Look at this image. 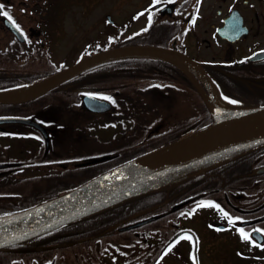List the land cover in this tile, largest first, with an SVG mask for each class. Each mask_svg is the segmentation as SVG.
<instances>
[{
	"label": "flooded vegetation",
	"instance_id": "obj_1",
	"mask_svg": "<svg viewBox=\"0 0 264 264\" xmlns=\"http://www.w3.org/2000/svg\"><path fill=\"white\" fill-rule=\"evenodd\" d=\"M0 5L23 36L19 40L12 21L0 15V58L17 41L20 53L36 46L38 59H44L43 48L56 57L57 37H67L72 27L74 44L81 46H74L79 55L74 61L119 45L164 50L89 64L78 77L49 89L31 110L52 141L47 148L35 127L38 141L6 142L22 128L1 124L0 163H8L2 168L9 173L0 168V179L54 178L66 166L80 173L83 163L95 157L92 152L104 149L100 154L109 155V109L92 110L84 98L109 97V70L115 68L130 79L124 91L131 99L165 98L189 107L194 92L201 96L181 64L192 73L202 72L203 88L224 105H264V0H0ZM70 6L81 10L67 15ZM105 7L109 12H102ZM133 57L140 61H124ZM62 62L52 64L59 68ZM214 156L168 175V190L152 205L109 207L107 221L62 222L57 241L36 245L30 239L24 255L16 245L1 246L0 264H194L193 258L195 264H264V142ZM201 203L220 208L198 207ZM150 216L155 219L138 223ZM238 229L250 239L242 240Z\"/></svg>",
	"mask_w": 264,
	"mask_h": 264
},
{
	"label": "trees",
	"instance_id": "obj_2",
	"mask_svg": "<svg viewBox=\"0 0 264 264\" xmlns=\"http://www.w3.org/2000/svg\"><path fill=\"white\" fill-rule=\"evenodd\" d=\"M21 47L16 50L21 52ZM36 51L19 53L8 58H0V92L33 85L45 75L55 71L43 68H37L41 60ZM127 61L139 62L138 58L128 59ZM122 69L109 70V97L112 107L109 110V153H115V156L109 159V165L100 163L93 165L92 170H85L76 175L73 168H67L61 172L60 176L47 177L43 179L18 178L16 180L0 179V216L7 215L29 206H32L43 200L52 198L75 186L83 183L89 178L97 175L101 171L127 161L137 155L145 153L153 148L176 140L186 132L196 131L213 121L209 111L206 109L203 101L196 92L188 102L191 110L188 115H179V109L186 113V102L167 101L165 98L159 101L150 99L136 100L126 96L124 91L125 84L130 81ZM133 82V81H132ZM125 92V93H124ZM42 96L34 100L41 99ZM33 101V100H32ZM31 102V101H30ZM26 103L6 104V105H28ZM231 103V102H230ZM232 104H252V102H241ZM3 105V104H2ZM179 105V106H178ZM178 106V107H177ZM36 119L39 117L35 116ZM40 119V118H39ZM23 125L24 124H20ZM70 126H73L71 121ZM27 135L20 133L18 136ZM52 143V142H51ZM104 149H98V152H104ZM85 168V167H83ZM169 178H161L143 186L139 193L131 194L129 197L108 203L95 210L84 213L93 215V217L82 218L75 216L69 219V222L75 221H107L106 215L109 207L126 204H138L148 207L152 205L160 195H164L168 190ZM131 198V201L128 200ZM128 202V203H127ZM60 227L53 226L46 230L39 231L32 235L23 237L14 245L22 248L18 251L20 254H26V241L36 240V245L44 244L47 240L53 242L59 239L58 232ZM47 231H51L47 233ZM41 254L43 251L38 249Z\"/></svg>",
	"mask_w": 264,
	"mask_h": 264
},
{
	"label": "water",
	"instance_id": "obj_3",
	"mask_svg": "<svg viewBox=\"0 0 264 264\" xmlns=\"http://www.w3.org/2000/svg\"><path fill=\"white\" fill-rule=\"evenodd\" d=\"M17 34L20 35L18 31ZM140 49V47L119 46L117 48L91 54L87 58L55 72L30 88L25 89L21 95L7 96L4 93H0V103H18L30 100L75 74L88 63L101 60L111 55L128 51H139ZM160 50L161 49L151 48L150 51L161 52ZM181 69L186 73L189 80L201 94L214 120L219 117L224 121L222 126L216 129H211L213 124L202 127L196 130V132L188 133L176 139V141H172L137 157L135 156V158L101 173L95 176V178L93 177L85 183L75 187V189L73 188L55 198L38 203L11 215L1 217L0 245L27 236L77 214L87 208V206L83 205L89 200L105 195L114 187L124 185V183L133 179L136 175H140L155 167L163 158L211 149L215 151L225 150L226 148L240 146L248 141L256 143L264 140V106L257 108H225L220 106V108H217L212 101H210L211 99L206 95L205 90H203L199 82L196 81V78L182 66ZM90 98L92 99L91 103L103 104L104 106L101 107L102 110L107 109L108 106L110 108L111 106L110 103L108 105V103L103 100L93 97ZM2 121L23 122L40 127V125L33 120L24 117L0 118V122ZM44 140H46L47 144L49 139H47L46 136ZM106 158H108L106 155L97 157L93 162L102 161ZM3 165L4 164H0V166ZM137 186L138 185L135 184L126 188V190H133L137 188ZM152 219H154V217H148L141 222H148Z\"/></svg>",
	"mask_w": 264,
	"mask_h": 264
},
{
	"label": "bare ground",
	"instance_id": "obj_4",
	"mask_svg": "<svg viewBox=\"0 0 264 264\" xmlns=\"http://www.w3.org/2000/svg\"><path fill=\"white\" fill-rule=\"evenodd\" d=\"M22 93H23L22 91H14V92L6 93L5 95L17 96V95H21ZM212 100H213V104L217 108H220V105H218V103H216V101L214 100L213 97H212ZM223 123H224V121L221 118L217 117L215 119L213 125L211 126V129H216V128L222 126ZM252 143H253V141H248V142H245L244 144H241V145L246 146V145H251ZM214 151L215 150L211 149V150L201 151V152H197V153H189L186 155H176V156H170V157L163 158L158 162V164L155 167L141 173L140 175H136V177L127 181L126 183H124V185L112 188L105 195L98 197L96 199L89 200L83 206H92V205L100 204V203L104 202L106 199H109L110 197L117 195L120 192L124 191L126 188H129L130 186L138 184V183L142 182L143 180L152 178V177L156 176L157 174L165 173V172H171V171L177 170V169H179V168H181L187 164L189 166H196L197 164L199 165L200 163H202L204 161H208L209 159L214 158L215 157L214 156L215 154H213Z\"/></svg>",
	"mask_w": 264,
	"mask_h": 264
},
{
	"label": "rangeland",
	"instance_id": "obj_5",
	"mask_svg": "<svg viewBox=\"0 0 264 264\" xmlns=\"http://www.w3.org/2000/svg\"><path fill=\"white\" fill-rule=\"evenodd\" d=\"M68 9H70V11H67V15H72L73 14H78L79 11L81 10V7L80 6H70L68 7ZM116 9L118 11V15H119V18L121 17V4H118L116 5ZM108 11L109 12V7H105L103 8V13ZM69 23V22H67ZM76 30V28L72 27L69 29V32L71 33H67V37L63 38V37H57V45H56V49L57 50V54H56V57H53V56H45L43 60H41V62L36 65L37 68H43V69H49V70H52L54 67V65L52 64V62L56 61L58 62V59L59 60H62V61H66L68 64L72 61H74L79 55H77V49L75 50V47L76 48H80L81 46L78 45L77 43L74 44V42L77 40L76 37H73L71 36V34ZM75 46V47H74ZM75 50V51H74ZM72 51V52H71ZM44 64V65H43ZM17 110V107L15 106H12V105H6V104H0V117L1 116H4V115H10L12 113H16L15 111ZM180 116H183V114H180ZM8 124H11L12 123H8ZM8 141V140H7ZM9 141H13L15 142V140H9ZM153 179H156V178H151V179H147L145 181H142L140 184L143 185L144 183L150 181V180H153Z\"/></svg>",
	"mask_w": 264,
	"mask_h": 264
},
{
	"label": "snow or ice",
	"instance_id": "obj_6",
	"mask_svg": "<svg viewBox=\"0 0 264 264\" xmlns=\"http://www.w3.org/2000/svg\"><path fill=\"white\" fill-rule=\"evenodd\" d=\"M156 2H159V0H156ZM4 6L3 5H0V15L4 16V17H7V19L9 21H12V23L14 24V26L17 28V30L19 31V25H16L15 21L13 20V18L9 15L8 11H5L3 10ZM151 19V17H150ZM194 22V21H193ZM103 99L105 100H108V99H111L110 97H102ZM231 103H237V101H230ZM198 207H201V208H205V207H215L217 209L220 208L219 205H216V204H212V203H201L200 205H198ZM193 211H195V209H193ZM222 211V209H221ZM223 215L229 219V223H232L234 224L235 222L230 218L228 217V213L224 212ZM238 219V218H237ZM220 229H217V231H219ZM239 233H240V236H241V239L242 240H249L250 239V234L246 233L244 231V229H238ZM256 231H259V230H256ZM183 239H189V237L185 236V237H182ZM168 251H171V248L168 249ZM194 259V264H195V258Z\"/></svg>",
	"mask_w": 264,
	"mask_h": 264
}]
</instances>
